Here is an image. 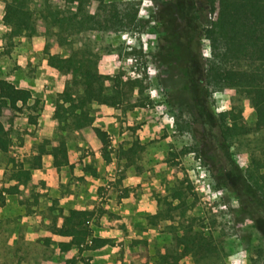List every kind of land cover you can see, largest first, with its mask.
<instances>
[{
  "label": "rangeland",
  "instance_id": "obj_1",
  "mask_svg": "<svg viewBox=\"0 0 264 264\" xmlns=\"http://www.w3.org/2000/svg\"><path fill=\"white\" fill-rule=\"evenodd\" d=\"M48 1L65 11L70 23L96 7L87 0L76 12V2ZM103 1L112 4L99 7V30L84 23L71 35H56L47 33L38 17L44 1L31 0L37 17L31 36L12 33L2 21L0 2V78L31 91L20 111L0 106L10 139L6 153L0 152V264H98L99 257L89 261L93 254L81 256L87 250L75 248L63 256L65 249L51 238L60 221L58 203L69 188L80 185L85 209L92 212L89 225L95 227L99 214L128 222L108 244H125L121 251L129 264H264L261 215L246 206L226 174L221 153L195 114L181 63L173 59L170 44L181 27L177 0ZM114 6L134 15L133 20L114 24ZM218 6L213 1L196 23L214 19ZM199 44L206 57L208 41ZM45 48L59 56L91 51L108 91L120 81L118 104L91 105L92 124L107 134L104 150L90 127L67 130L52 118L56 100L67 96L70 75L46 64ZM203 103L212 112L238 105L243 123L255 119L247 99L233 88L215 91ZM60 140L71 166L56 171L50 149ZM41 147V165L30 169V181L22 185L10 179L12 169L31 166ZM262 148L264 130L236 138L229 152L244 174L250 153ZM175 190L180 198L172 197ZM96 195L102 205L92 199Z\"/></svg>",
  "mask_w": 264,
  "mask_h": 264
},
{
  "label": "trees",
  "instance_id": "obj_2",
  "mask_svg": "<svg viewBox=\"0 0 264 264\" xmlns=\"http://www.w3.org/2000/svg\"><path fill=\"white\" fill-rule=\"evenodd\" d=\"M39 19L42 20L47 33L71 35L77 24H86L87 28L99 30V7L107 4L103 0L96 2L94 12L89 16L81 14V21L70 23L65 11L48 0H43ZM87 0H63L65 4L74 5L79 12ZM89 1V0H88ZM213 1L219 3L214 19L196 23L201 15L210 12ZM2 3V21L15 35L31 36L36 31V19L30 7L31 0H0ZM181 27L170 44L175 61H180L182 74L186 77V88L191 94L195 114L201 119L204 130L221 153L226 174L238 188L241 199L253 212L261 215V232L264 236V148L251 152L249 168L243 174L232 159L229 147L232 142L249 133L264 130V0H177L175 4ZM111 11L114 24L131 22L134 15L129 16L117 6ZM114 12V13H112ZM104 17V20H110ZM200 39L208 41V54L201 55ZM193 42L196 43L193 44ZM198 45V46H197ZM197 47V48H196ZM46 64L61 74H69L66 85L67 96L56 100L52 118L67 130H80L90 127L104 150L107 143L106 132L93 125L92 104L115 105L122 99L120 81L105 87L107 77L96 69L95 53L87 50L70 52L67 56L49 53L46 48ZM224 88H233L247 99L253 108L255 119L250 125L243 123L238 105L218 112H212L203 103L211 93ZM31 98L28 89L17 87L12 82L0 78V106L20 111ZM10 143L9 134L0 121V152L6 153ZM41 147L31 157L30 167H17L9 172V178L25 185L30 181V169L41 165ZM51 162L55 170L68 163L64 141L60 140L50 149ZM107 157V154L104 155ZM108 158V157H107ZM176 191V190H175ZM180 198L181 192L172 194ZM60 224L53 225L51 233L66 236L69 240L59 243L62 249L75 247L78 252L96 249L106 245V238L93 233L89 221L92 212L88 209L59 210ZM156 216V213L151 215Z\"/></svg>",
  "mask_w": 264,
  "mask_h": 264
},
{
  "label": "crops",
  "instance_id": "obj_3",
  "mask_svg": "<svg viewBox=\"0 0 264 264\" xmlns=\"http://www.w3.org/2000/svg\"><path fill=\"white\" fill-rule=\"evenodd\" d=\"M17 86V85H15ZM18 87V86H17ZM22 88H26L28 89L26 86H19ZM31 93V91H30ZM65 145V144H64ZM71 163V161H69ZM68 162V163H69ZM69 163V164H70ZM49 183L45 184V189L42 188L43 190L41 191V195H43L45 193V190L48 188ZM75 189H77L78 194L75 192ZM83 192V186H79V187H73V188H69L67 190V192L64 194V198L60 200V202L58 203V208H61L62 210L65 209H85L87 208V206L85 205L86 201L84 202L81 198V196L79 194H82ZM113 197V195H111ZM42 199H45L42 198ZM95 201L99 202V205H102L103 201H101V197L100 196H95L94 198H92ZM48 200V199H47ZM119 200H124V198L119 197ZM83 201V202H82ZM109 201V200H107ZM88 205V204H87ZM89 209V208H88ZM60 210V209H58ZM114 212H120L118 210V208H113ZM34 213V212H33ZM123 218H120V220H118V216H115L114 219H110V218H104L103 215L99 214V220L97 221L95 227L93 226V233L98 236V237H103L106 238L108 241L112 238H116L118 236H120L121 232H122V227L124 228V226L126 227V224H128V222H125V224H122V220ZM61 221V218H60ZM57 223V225L60 224ZM116 224H119L118 228L116 226ZM125 230H129V229H125ZM51 238L52 240H55V242H53V244H58L60 242H67L69 240L68 237L66 236H60L54 233H51ZM125 248V244L123 243H118L117 245L115 244V247L113 248L111 245H109L108 243L102 247L96 248V249H89L87 250L89 253H84V251L81 252V256H85L88 254H93L94 257L89 260L91 262H93L92 260H96V258L99 257L98 260V264H119V263H127L129 264L130 262V258L128 257L127 253L122 252V248ZM127 248V247H126ZM115 251H114V250ZM75 250V247H70L68 249L63 250L65 253L63 256H71L73 254V252ZM119 250V251H117ZM91 255V256H93ZM115 261V262H114Z\"/></svg>",
  "mask_w": 264,
  "mask_h": 264
}]
</instances>
